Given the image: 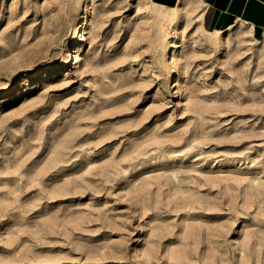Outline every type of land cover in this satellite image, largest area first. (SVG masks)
Masks as SVG:
<instances>
[{
  "label": "rangeland",
  "instance_id": "obj_1",
  "mask_svg": "<svg viewBox=\"0 0 264 264\" xmlns=\"http://www.w3.org/2000/svg\"><path fill=\"white\" fill-rule=\"evenodd\" d=\"M82 1L0 0V264H264V37Z\"/></svg>",
  "mask_w": 264,
  "mask_h": 264
},
{
  "label": "crops",
  "instance_id": "obj_2",
  "mask_svg": "<svg viewBox=\"0 0 264 264\" xmlns=\"http://www.w3.org/2000/svg\"><path fill=\"white\" fill-rule=\"evenodd\" d=\"M158 6H174L181 0H149ZM206 26L214 31L246 24L257 36L264 37V0H199Z\"/></svg>",
  "mask_w": 264,
  "mask_h": 264
},
{
  "label": "bare ground",
  "instance_id": "obj_3",
  "mask_svg": "<svg viewBox=\"0 0 264 264\" xmlns=\"http://www.w3.org/2000/svg\"><path fill=\"white\" fill-rule=\"evenodd\" d=\"M93 4V0H83L82 1V17L79 22H77L76 29L80 32L79 35L73 39L72 44L70 45V52L68 54L67 62H72L74 57H76V50L74 47L80 44L85 39V34L88 31L89 20H90V13H91V6ZM233 26L224 28L222 31L231 30Z\"/></svg>",
  "mask_w": 264,
  "mask_h": 264
}]
</instances>
